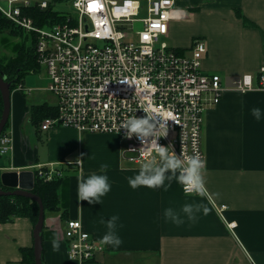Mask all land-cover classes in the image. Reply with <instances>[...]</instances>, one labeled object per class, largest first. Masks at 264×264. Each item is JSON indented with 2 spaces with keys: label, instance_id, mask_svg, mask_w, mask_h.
I'll use <instances>...</instances> for the list:
<instances>
[{
  "label": "crops",
  "instance_id": "obj_1",
  "mask_svg": "<svg viewBox=\"0 0 264 264\" xmlns=\"http://www.w3.org/2000/svg\"><path fill=\"white\" fill-rule=\"evenodd\" d=\"M176 6L183 9L184 19L170 24L172 46L187 52L195 38H202L208 49L204 72L219 75L228 87L246 74L257 82L264 67V0H176ZM20 86L27 89L26 80ZM20 86L12 92L7 129L13 151L0 156V174L32 171L35 176L38 165L70 162L64 168L67 183L59 192L60 209L45 212L50 234L43 241V264H80L69 257L64 237L67 221L76 219L101 246L86 264H264V119L251 115L253 107L264 109V90L227 91L206 111L202 174L207 195L201 196L185 195L175 180L166 181V189H133L128 177L140 165L123 159L118 136L64 127L42 131V123L33 121L32 108L48 104L57 109V98L53 95L55 104L38 97L28 101ZM78 159L81 165L75 164ZM101 163L109 165L111 191L101 203L78 201L77 177L99 172ZM185 203L201 205L194 220L183 213L182 223L165 218L166 208L179 211ZM222 206H227L223 217ZM113 215L119 216V247L100 243ZM57 237L60 250L54 251L52 240ZM22 248H34L32 222L16 218L0 223V264H24Z\"/></svg>",
  "mask_w": 264,
  "mask_h": 264
},
{
  "label": "built area",
  "instance_id": "obj_2",
  "mask_svg": "<svg viewBox=\"0 0 264 264\" xmlns=\"http://www.w3.org/2000/svg\"><path fill=\"white\" fill-rule=\"evenodd\" d=\"M4 1L7 8L0 4V11L35 35L38 62L49 79L48 91L57 98V114L42 122V131L64 127L80 133L116 135L123 142V159L130 164L143 162L138 152L142 144L135 136L126 138V129L119 132V128L132 115L144 116L141 108L147 103L170 110L177 121L168 122L169 133L159 143L171 145L178 155L183 151L199 156L205 166L202 131L206 111L217 106L227 91L264 90V67L257 82L246 74L228 87L219 75L204 72L208 49L202 38L193 40L188 55L168 42L170 24L184 19V15L179 20L171 17L178 9L176 0ZM64 3L71 4L74 13L59 11L62 21L50 20L41 26L24 14L26 9L47 10L52 5L56 10ZM93 4L97 6L94 9ZM125 80L138 84V90ZM12 151V136L2 133L0 156ZM69 164H41L35 172L53 181L64 177ZM183 193L199 195L184 189ZM226 209L219 208L222 217ZM64 237L69 242V257L80 264L94 260L101 250L79 219L67 221Z\"/></svg>",
  "mask_w": 264,
  "mask_h": 264
},
{
  "label": "clouds",
  "instance_id": "obj_3",
  "mask_svg": "<svg viewBox=\"0 0 264 264\" xmlns=\"http://www.w3.org/2000/svg\"><path fill=\"white\" fill-rule=\"evenodd\" d=\"M95 4L92 8H96ZM183 9H175L171 13L173 19H181ZM144 35L143 33L141 34ZM250 79V78H249ZM135 85V92L138 90V84ZM150 87V86H149ZM144 116L132 115L120 125L126 129V138L135 136L141 141L142 147L138 150L140 158L143 160L138 172L134 176L128 177L129 186L133 189L139 187L161 188L170 187L166 181L175 180L183 186L186 193L195 192L201 196L207 195L205 181L202 174L204 167L203 161L196 155H185L182 151L177 154L171 145H162L160 138L167 137L169 133V121H176L170 110L160 109L147 103L143 108ZM251 115L260 121L264 119V109L260 107L251 108ZM177 122V121H176ZM82 159H78L75 164H81ZM109 165L100 164L99 172L93 171L89 175L77 177V199L78 201L87 200L90 204L101 203V197L107 195L112 185L107 175ZM201 205L185 203L179 211L169 207L164 210V216L174 223H182L181 214L183 213L189 220L196 218V212L200 211ZM119 220L118 215L111 216L106 224L108 231L101 237L100 243L119 247L123 241L118 235L116 228ZM54 251L60 250V240H52Z\"/></svg>",
  "mask_w": 264,
  "mask_h": 264
},
{
  "label": "trees",
  "instance_id": "obj_4",
  "mask_svg": "<svg viewBox=\"0 0 264 264\" xmlns=\"http://www.w3.org/2000/svg\"><path fill=\"white\" fill-rule=\"evenodd\" d=\"M24 14L33 18L37 25H43L44 22L62 21L63 17L59 11L53 8V5L47 10L39 8L26 9ZM240 18L244 23L249 24L245 16L240 14ZM7 32L10 36L20 39L15 47V56L8 58H0V72L4 73L7 81L11 83L12 92L20 85H24L26 77L39 73L41 71L40 64L35 51L36 37L29 34L22 28L16 26L0 11V33ZM4 111L3 97L0 91V120ZM57 109L43 104L32 108L33 121L35 124H41L46 118L55 116ZM9 122L4 130L7 133ZM66 177V176H65ZM66 178L46 181L39 177L35 172V186L33 193L38 195L44 204L45 212L57 211L60 209L61 196L60 190L67 183ZM6 191L10 189L5 188ZM40 208L37 202L22 196H0V223L6 224L13 222L16 218L29 219L34 228L38 223ZM50 233L43 231V241ZM24 264H36L34 248H22Z\"/></svg>",
  "mask_w": 264,
  "mask_h": 264
},
{
  "label": "water",
  "instance_id": "obj_5",
  "mask_svg": "<svg viewBox=\"0 0 264 264\" xmlns=\"http://www.w3.org/2000/svg\"><path fill=\"white\" fill-rule=\"evenodd\" d=\"M0 91L4 102V111L0 120V136L4 132L11 116V83L4 73L0 72ZM35 176L32 171L4 172L0 174V196H22L38 203L40 212L38 223L34 228L35 263L43 264V231L45 227V207L42 199L33 193ZM4 188L11 189L6 191Z\"/></svg>",
  "mask_w": 264,
  "mask_h": 264
},
{
  "label": "rangeland",
  "instance_id": "obj_6",
  "mask_svg": "<svg viewBox=\"0 0 264 264\" xmlns=\"http://www.w3.org/2000/svg\"><path fill=\"white\" fill-rule=\"evenodd\" d=\"M0 4L7 8L4 0H0ZM57 11H64L74 13V9L71 4L64 3L56 7ZM20 39L10 36L7 32L0 33V58H8L15 56V46ZM168 42L171 44L170 40ZM172 45V44H171ZM187 55L189 52H186ZM27 89L33 90L29 93L27 91L26 97L28 101H32L35 97H38L43 102H48L49 104H55L56 100L54 96L48 91L49 79L45 69L41 70L39 73L31 74L26 78Z\"/></svg>",
  "mask_w": 264,
  "mask_h": 264
},
{
  "label": "bare ground",
  "instance_id": "obj_7",
  "mask_svg": "<svg viewBox=\"0 0 264 264\" xmlns=\"http://www.w3.org/2000/svg\"><path fill=\"white\" fill-rule=\"evenodd\" d=\"M28 33V32H27ZM30 34V33H29Z\"/></svg>",
  "mask_w": 264,
  "mask_h": 264
}]
</instances>
